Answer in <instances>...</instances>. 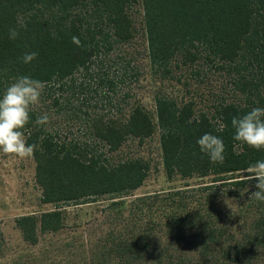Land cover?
<instances>
[{
  "label": "trees",
  "instance_id": "trees-1",
  "mask_svg": "<svg viewBox=\"0 0 264 264\" xmlns=\"http://www.w3.org/2000/svg\"><path fill=\"white\" fill-rule=\"evenodd\" d=\"M13 27L20 36L10 40ZM140 31L147 69L160 82L152 110L132 87L143 73L129 50ZM31 51L37 58L22 63ZM111 60L120 73L105 69ZM201 72L229 79L205 109L192 93ZM23 75L44 83L41 105L31 108L22 131L37 145L41 204L53 205L16 218L23 240L36 245L65 229L69 206H80V214L74 210L80 226L99 201L112 216L110 228L80 247V259L52 264H264V202L251 197L255 189L245 179L264 151L234 141L231 126L234 116L264 108V0H0V95ZM93 78L113 92V108L84 111L88 142L62 137L54 118L61 112L80 118L70 96ZM45 113L49 122L37 125ZM204 133L223 139L222 162L210 163L199 151ZM156 134L166 179L185 182L127 199L151 162L111 160L107 153Z\"/></svg>",
  "mask_w": 264,
  "mask_h": 264
},
{
  "label": "rangeland",
  "instance_id": "rangeland-1",
  "mask_svg": "<svg viewBox=\"0 0 264 264\" xmlns=\"http://www.w3.org/2000/svg\"><path fill=\"white\" fill-rule=\"evenodd\" d=\"M134 15L139 25L141 19L139 7L135 9ZM129 50L134 55L139 69L143 71L137 83L132 85L134 93L148 109L152 110L153 91L160 82H156L147 69L145 43L141 31ZM112 62L113 60L107 63L105 69L110 70L108 73H120L119 65L114 66ZM208 75V77H203L202 72L197 75L200 87H194L193 91L191 90L199 107L204 109L211 105L217 94H220L226 84H229V79L224 74L216 72ZM86 81L83 90L80 92L77 90L75 95L70 96L77 105H80V118L75 115L71 116L68 112H61L54 118L52 124L62 137L65 136L67 139L77 140L80 143L89 141L84 128L86 117L84 111L96 110L108 113L114 105L112 91L98 86L95 78ZM130 83V80L126 78V84L131 85ZM41 102L39 101V105ZM73 110L78 111V109ZM98 150L105 151L103 147ZM107 155L111 160L142 156L151 162V170L147 179L127 199L179 186L185 182L181 179L173 181L166 179L161 164L157 134L147 139L143 145H138L137 141L131 140L120 151L107 153ZM188 181L195 183L196 179L191 178ZM40 196L41 189L35 180V162L32 157L18 158L14 155L0 153V264H52L53 260L63 262L66 257L80 259V247L83 248V245L89 247L90 240H96L111 227L110 218L112 216L108 214L109 211L103 209L105 201L98 202L97 207L99 208L90 209L93 213L91 219L81 226L80 217L79 219L74 217V210L79 211L80 214V206H69L67 207L70 211L67 221L69 225L59 233L41 236L39 243L32 245L23 240L16 225V218L23 214L53 207L50 204H41Z\"/></svg>",
  "mask_w": 264,
  "mask_h": 264
},
{
  "label": "clouds",
  "instance_id": "clouds-1",
  "mask_svg": "<svg viewBox=\"0 0 264 264\" xmlns=\"http://www.w3.org/2000/svg\"><path fill=\"white\" fill-rule=\"evenodd\" d=\"M26 27V25L24 26ZM20 32L9 28L8 38L15 40ZM72 43L81 46L77 36L72 37ZM38 53L26 52L21 62L29 64L35 60ZM44 83L23 75L16 78L0 95V153L14 155L18 158L34 157L37 145L28 144L22 129L30 120L31 108L39 103ZM49 117L45 113L37 117V125H45ZM231 126L234 129L233 140L240 145L256 151H264V108L254 107L239 117H233ZM199 151L208 157L210 163H220L224 160V141L212 133H204L197 141ZM245 179L255 190L250 192L252 198L264 202V160H258L247 169ZM254 182V183H253Z\"/></svg>",
  "mask_w": 264,
  "mask_h": 264
}]
</instances>
